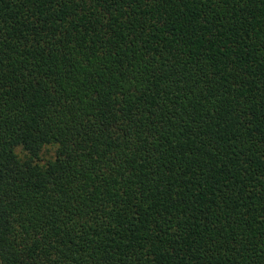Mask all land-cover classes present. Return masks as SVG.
<instances>
[{
	"label": "trees",
	"instance_id": "obj_1",
	"mask_svg": "<svg viewBox=\"0 0 264 264\" xmlns=\"http://www.w3.org/2000/svg\"><path fill=\"white\" fill-rule=\"evenodd\" d=\"M0 264H264V0H0Z\"/></svg>",
	"mask_w": 264,
	"mask_h": 264
}]
</instances>
